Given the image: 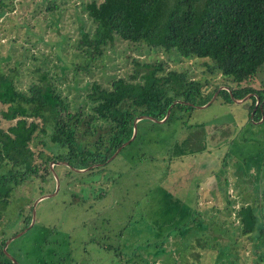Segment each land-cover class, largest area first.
Wrapping results in <instances>:
<instances>
[{
    "label": "rangeland",
    "instance_id": "1",
    "mask_svg": "<svg viewBox=\"0 0 264 264\" xmlns=\"http://www.w3.org/2000/svg\"><path fill=\"white\" fill-rule=\"evenodd\" d=\"M82 1L0 0V71L11 75L16 87L24 89L46 72L74 107L83 103L92 80L106 84L111 77H127L136 67L132 57L161 59L167 68L217 87L205 104L175 106L160 121L138 119L133 137L102 168L66 170L63 161L54 162L53 180L30 179L16 187L8 212L22 210L18 216L6 213L10 222L0 221L5 239L22 229L30 202L31 214L36 197L51 195L36 201L33 221L7 242V253L19 264H211L222 255L211 238L225 248L221 264L226 257L236 264H261L236 210L241 203L262 206L255 214L264 222V105L253 120L249 95L224 101L217 93L224 87L220 74L204 70L201 58L143 45L115 42L83 73L74 72L82 53L80 34L93 29ZM73 75L79 76L76 85ZM76 132L86 145L95 136ZM31 146L34 153L65 151L49 150L46 133ZM261 240L264 245V231Z\"/></svg>",
    "mask_w": 264,
    "mask_h": 264
},
{
    "label": "trees",
    "instance_id": "2",
    "mask_svg": "<svg viewBox=\"0 0 264 264\" xmlns=\"http://www.w3.org/2000/svg\"><path fill=\"white\" fill-rule=\"evenodd\" d=\"M80 7L93 29L90 35L83 31L80 34L78 44L82 53L80 60L73 63L74 72L81 69L83 73L90 61L104 54V47L115 42H125L134 48L143 45L172 51L184 58H201L204 70L220 74V85L224 87L217 93L223 100H241L248 94L249 117L253 120L260 117L264 78L257 80L256 74L264 65V0H84ZM131 59L136 67L127 77H111L106 84L92 80L85 100L74 107L46 77V72H39L37 79L30 80L23 89L15 86L11 75L0 71L2 223L11 221L6 213L16 211L8 212L12 191L30 179L53 180L51 171L56 160L66 163H60L66 170H70V166H89L85 170L102 168L112 151L130 136L135 116L145 113L160 119L167 109L170 111L175 106L204 103L217 87L188 77L183 70L167 68L161 59L146 62ZM72 78L76 85L79 76ZM78 130L82 135L95 136L86 145L77 135ZM45 133L52 144L49 150L62 148L65 151L46 153L40 149L34 153L33 139ZM38 141L42 142L40 138ZM49 162H52L51 167ZM252 205L241 203L238 206L239 228L242 233H248L254 245L253 253L264 264L261 240L264 222L258 215L263 208L258 211ZM30 209L31 202L21 228L29 222ZM21 210L19 206L16 216ZM3 234L0 236V264H19L4 253L6 233ZM210 240L215 250L222 249V255L214 256L211 264H221L225 248L221 242ZM225 260V264H236L227 257Z\"/></svg>",
    "mask_w": 264,
    "mask_h": 264
},
{
    "label": "water",
    "instance_id": "3",
    "mask_svg": "<svg viewBox=\"0 0 264 264\" xmlns=\"http://www.w3.org/2000/svg\"><path fill=\"white\" fill-rule=\"evenodd\" d=\"M234 100H237V99H234ZM238 100H240V99H238ZM191 104H192V105H195V104H193V103H191ZM204 104H205V103H204ZM168 110H169V109L166 110L164 116H163L162 118H160V119H157V118L153 117L152 115L145 114V113H142V114H139V115L135 116V117L132 119V127H131V134H130V136H129L126 140L122 141V142H121V143H120V144H119V145H118V146L112 151V153H111L106 159L111 158V157L116 153V151H117L122 145H124V144H125L130 138L133 137V135H134V133H135V123H136V121H137L138 119H141V118H148V119L153 120V121H160V120L164 119V117L167 115ZM55 162H60V161H55ZM63 163H64V162H63ZM95 164H97V163H95ZM92 165H93V164H92ZM51 166H52V165H50V167H51ZM88 167H89V166H86V167H84V168H75V167H74L73 169L80 171V170H85V169H87ZM53 174H54V177H55V181H57V176H56V174H55L54 172H53ZM47 195H51V192H49V193H45V194H41V195H39L38 197H36V198L34 199V201L32 202V210H31L30 221H29V222H32V221H33V217H34V209H33V207H34L36 201L39 200V199H41V198L44 197V196H47ZM28 224H29V223H28ZM27 226H28V225H26L25 227H22L21 230L17 231V232L14 233L12 236H10L9 238H7V239L4 240V243H3V247H2V249H3L4 253H5L8 257H10V259H11L12 261H15V259H14L9 253H7V251L5 250V245L7 244V242H8L12 237H14V236L20 234L23 230H25ZM16 263H17V262H16Z\"/></svg>",
    "mask_w": 264,
    "mask_h": 264
},
{
    "label": "flooded vegetation",
    "instance_id": "4",
    "mask_svg": "<svg viewBox=\"0 0 264 264\" xmlns=\"http://www.w3.org/2000/svg\"><path fill=\"white\" fill-rule=\"evenodd\" d=\"M100 163V162H99Z\"/></svg>",
    "mask_w": 264,
    "mask_h": 264
}]
</instances>
